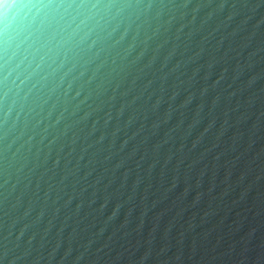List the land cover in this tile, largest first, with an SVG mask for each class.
I'll list each match as a JSON object with an SVG mask.
<instances>
[{
	"label": "clouds",
	"instance_id": "clouds-1",
	"mask_svg": "<svg viewBox=\"0 0 264 264\" xmlns=\"http://www.w3.org/2000/svg\"><path fill=\"white\" fill-rule=\"evenodd\" d=\"M0 264H264V0H0Z\"/></svg>",
	"mask_w": 264,
	"mask_h": 264
}]
</instances>
